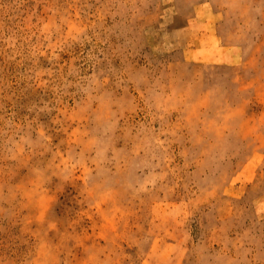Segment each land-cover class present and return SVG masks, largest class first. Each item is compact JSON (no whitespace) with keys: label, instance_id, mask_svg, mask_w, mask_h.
<instances>
[{"label":"rangeland","instance_id":"obj_1","mask_svg":"<svg viewBox=\"0 0 264 264\" xmlns=\"http://www.w3.org/2000/svg\"><path fill=\"white\" fill-rule=\"evenodd\" d=\"M0 264H264V0H0Z\"/></svg>","mask_w":264,"mask_h":264}]
</instances>
